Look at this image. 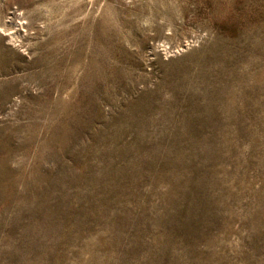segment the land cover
<instances>
[{
  "label": "rangeland",
  "instance_id": "obj_1",
  "mask_svg": "<svg viewBox=\"0 0 264 264\" xmlns=\"http://www.w3.org/2000/svg\"><path fill=\"white\" fill-rule=\"evenodd\" d=\"M0 264H264V0H0Z\"/></svg>",
  "mask_w": 264,
  "mask_h": 264
}]
</instances>
